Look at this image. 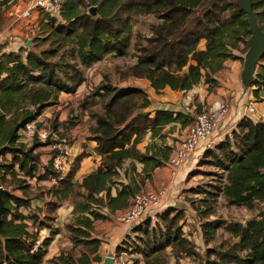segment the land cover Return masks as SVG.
<instances>
[{"label": "trees", "instance_id": "trees-1", "mask_svg": "<svg viewBox=\"0 0 264 264\" xmlns=\"http://www.w3.org/2000/svg\"><path fill=\"white\" fill-rule=\"evenodd\" d=\"M8 1L0 0V28ZM91 6L96 8L93 13ZM252 7L264 32V0H252ZM38 12L31 26V46L5 50V42H0V187L5 189L0 208V264H44L49 244L59 231L51 220L65 201L73 205L72 218L64 223L72 246L50 261H101V239L93 235L94 221L128 206L154 167L164 164L172 150L171 145L154 142L142 151L138 142L147 131L151 137L163 138L165 125L173 121L182 126L190 124L194 114L169 108L147 110L151 101L142 87L118 86L105 74L92 92L101 98L105 110L96 117L102 130L90 136L96 142L100 162L80 180L75 174L88 153L75 155L64 173L52 164L58 149L48 164L42 165L36 148L54 142L49 139L54 131L50 129L45 140L36 134L28 136L30 141L23 140L26 123L57 103L60 92L77 91L85 80L82 66L89 67L108 53H125L139 14L154 13L160 21L151 24L145 43L134 41L136 60L121 71L120 78H145L156 92L165 86L188 90L202 80L209 90L216 86L214 75L225 59L244 60L233 49L242 42L246 52L249 24L236 0H61L56 14ZM251 85H255V95L264 86V54ZM57 124L53 122V129L60 133ZM127 158L131 159L130 175L127 169L121 173ZM135 160L142 163L140 171ZM203 164L216 168L211 171L215 177L188 189L203 194L198 203L191 200L201 236L207 243L216 229L223 227L236 237L226 248L213 250L215 255L206 264H264V210L245 223L209 218L219 195L228 204L247 208L264 200V120L241 117L230 134L205 148L197 161L198 166ZM198 172L191 169L187 177ZM41 180L53 182L41 185ZM11 189H20L21 194ZM33 199L42 202L31 213L23 212L20 207L30 209ZM184 219L183 207L174 206L162 209L156 219L145 217L134 225L135 234H128L116 252L130 248L139 254L141 258H134L132 264H169V252L179 262L196 252L194 240L182 228ZM44 227L50 231L41 238L39 232ZM74 248L79 250L77 255Z\"/></svg>", "mask_w": 264, "mask_h": 264}, {"label": "crops", "instance_id": "crops-1", "mask_svg": "<svg viewBox=\"0 0 264 264\" xmlns=\"http://www.w3.org/2000/svg\"><path fill=\"white\" fill-rule=\"evenodd\" d=\"M18 2H25V0H17ZM39 12L38 10L33 11L32 15V22L36 21L38 19ZM24 20L15 21L14 23H11V17L7 14V12H4V19L1 25L0 30H4V37L0 40V42H4V38L8 35H14L17 39L13 42H9L8 44L5 43L4 49L5 50H15L20 46V36L19 34L22 33V27L28 28L33 26V24L24 25L22 22ZM36 23V22H34ZM28 39V37L26 38ZM203 41H201L202 43ZM16 44V45H15ZM243 43H239V47L233 49V52L244 59V52L242 51ZM242 70H243V62L240 58H227L224 61L223 67L219 69L214 77L217 79V85L208 89V84L205 83L203 80L199 82L198 84H195L192 88L188 90H174L171 89L169 86H165L163 89H161L159 92H156L150 85L149 81L145 78H139L135 77V82L132 85L140 86L142 87L147 93L150 98V105L146 108L147 110H154L156 108H169L174 110H182L183 112H189L191 114L196 113V110L194 108L196 106L201 107L205 110H210L215 101H217L219 98H227L230 101L231 108L226 118H224L218 125V127L213 131L210 138L215 143L222 140L227 134H230L232 129L236 126L239 119L243 116H245L247 112V104L249 102H253L256 112L254 115H250L249 117L257 120L262 119L264 120V86H262L258 90V94L255 95L253 93V89L255 88V85H249L246 84L242 79ZM77 89V93H78ZM62 94L67 95L70 93L67 92H60L58 95V100L61 99L63 96ZM182 97V98H181ZM169 100H172L173 106H169ZM186 109V110H185ZM62 125H59V128H61ZM189 126L188 124L181 125L179 121H173L167 125H165L162 129L168 130L167 131V137L168 140L163 138H156L151 137L150 133L148 134V138L143 141V144H147V141H153L155 143H158L159 145L168 144L173 147L174 143L177 140H174L173 138H170L169 136H176L177 132H181V137L184 136L187 128ZM165 132V131H164ZM23 140L30 141L29 137L27 135H22ZM65 138L59 139L58 144L56 142H51L48 144L39 145L36 150L40 149V159L43 160V162L47 159L49 162L50 159L49 155L46 152H49L50 148H54L53 146L56 144L57 146L64 143ZM73 144H71L68 149L67 155H66V167L62 171L63 173L66 172L69 162L80 152H87L88 154L85 155L81 162L79 169L77 170L75 174V178L80 180L82 176L93 169L96 168V166L100 162V154L95 150L96 142L90 138V136H82L81 134L75 135V139ZM85 141L83 144V147L81 146V143ZM30 143V142H29ZM42 148V149H41ZM60 148V149H64ZM205 150V147L203 146V140L199 141V144L197 145L196 149L177 167L172 168L168 164H162L155 166L152 170L151 177L145 179L143 185L141 186V189H154L158 187H165V194L162 197L161 200V206L160 210L167 208L169 206L176 205L175 202H178L183 205L184 201H181V193L179 191L185 187V180L189 171L192 169L194 164L197 163L201 155L203 154ZM172 151V150H171ZM72 152V153H71ZM170 154V153H169ZM8 156V155H7ZM41 162L42 165L47 164ZM131 161L129 158L126 159L125 162ZM124 164V163H123ZM40 166L39 171L42 172L44 170L43 166ZM124 166V165H123ZM125 167V166H124ZM122 167V171L127 169ZM142 167V163L138 162L137 165V171H140ZM121 171V173H122ZM125 181V179H124ZM50 183L53 182L49 181ZM112 192H115V188H112ZM38 201V200H37ZM61 206H63V210L66 212H71L73 205L70 201H65ZM61 206L59 208H61ZM185 207V205H183ZM186 208V207H185ZM123 208L115 210L114 213H110L109 217L104 219H96L94 221V231L93 235L96 237H99L101 239V243L98 247V254L101 255L102 259L110 254L115 257L116 249L119 245L122 244L123 239L126 238L127 234H135L134 231V225L127 224L125 222H122L117 219V214L121 212ZM63 211V212H64ZM59 213H61L60 209L58 210ZM46 229V228H44ZM47 235V234H46ZM42 235V237L46 236ZM57 235V234H56ZM54 236V239L49 244L48 251L45 254V258H49L52 255H57L62 249L59 245L56 244L54 247L56 241L58 238ZM189 236V235H188ZM190 237V236H189ZM62 245H72L70 239L68 238L67 241H63ZM132 252L131 254H133ZM137 254V253H136ZM186 258V256H184ZM183 257V258H184ZM183 258H180L182 261ZM115 257V262H116ZM179 262L176 261L175 257L171 252H169V258L168 262L169 264H179Z\"/></svg>", "mask_w": 264, "mask_h": 264}, {"label": "rangeland", "instance_id": "rangeland-1", "mask_svg": "<svg viewBox=\"0 0 264 264\" xmlns=\"http://www.w3.org/2000/svg\"><path fill=\"white\" fill-rule=\"evenodd\" d=\"M233 1V0H232ZM30 18V17H28ZM160 20L154 15V13H146V14H139L137 16V21L134 24L132 28V38H131V44L123 54H115V53H108L103 59L95 62L89 67H84V77L85 80L83 83L79 86L78 93H70L61 97V99L58 100L57 103L47 106L41 115L37 118L38 126H43L49 129H52L54 131V134L51 136L52 141L56 142L58 144L59 139L65 138V145L61 144L57 147L50 148L49 152H46L49 155V158L51 160V156L54 152H56V149H60L65 147V149H68V147L73 144L75 139V135L81 134L82 136H92L96 130L101 131L102 127L101 124L96 122V117L103 115L105 110L101 103V98L97 95H93L92 92L94 91V87L99 84V82L104 79L105 74L107 75V78L112 82L113 84H117L118 86H126V85H132L135 82L134 76H127L124 79L120 78L121 71L125 70L128 65H131L136 60V49L133 47V43L136 40H140L141 43L146 42V37H148L151 34V24L153 22H159ZM24 25L32 24L34 25V22H32V19L30 18L27 20V18L22 21ZM33 27V26H32ZM32 27H22V33L19 34L20 36V46H31V43L27 44V37L31 39L32 36ZM17 38L14 37V35H8L4 38L5 43L13 42ZM16 45V44H15ZM203 45V42L200 43V46ZM245 54V52H244ZM243 62V61H242ZM182 98V97H181ZM170 104L169 106H173V101H168ZM186 110V109H185ZM197 112H194L195 115L202 110L201 107L198 108L196 106L194 108ZM58 122L59 125H62L61 128H59L60 133L54 130L53 122ZM57 124V125H58ZM165 131V132H164ZM163 132L165 135L167 134V129ZM150 132H146L140 142H138L137 147L141 149L142 151L145 150L146 146H153V141L148 142L147 144H143V141L148 138V134ZM164 139L168 140L167 137ZM168 135V134H167ZM166 135V136H167ZM181 132H177L176 136H169L170 138H173L174 140L180 139ZM62 136V137H61ZM156 138H159L156 136ZM85 141L81 143V146L83 147V144ZM42 149V148H41ZM40 149H38L39 151ZM58 152V151H57ZM72 153V152H71ZM9 156V155H8ZM2 157L0 156V159ZM129 158H127L128 160ZM41 162L43 160L40 159ZM47 159L43 162L46 163ZM48 162V161H47ZM130 162L131 161H124V168H127V173L130 175L132 174V171L130 169ZM136 164V170L138 161H134ZM48 164V163H47ZM46 165V164H44ZM199 169L201 172H198L194 175H190L187 180H185V187H183L179 193H181V201H184L183 205L179 204L178 202H175L176 205H173L174 207H183L185 210V219L182 221V228L187 235H189L195 242V253L187 255L186 258L184 257L183 260L179 264H206V262L214 257L213 250L220 249V248H226L231 242L236 240V237L223 227H219L216 229L215 236L210 240L209 242H204L202 236L200 227L198 225V222L196 221L195 217V210L193 209V206L191 204V200H195L194 203H198L199 199L202 197V193H195L191 192L188 189L193 186L197 185H203L206 182L211 181L213 177H215L214 174L211 173V171L215 170L216 168L208 166V165H197L194 164L192 169ZM122 171V168H121ZM123 172V171H122ZM123 176V180H124ZM127 180V178L125 179ZM32 181V186H35L36 182ZM41 185H49V180H41ZM11 187L10 185L8 186ZM13 193L21 194L20 189H11ZM33 206L25 207L21 206L20 209L23 212L31 213L37 203H40L42 201L40 200H32L31 201ZM64 203V202H63ZM62 203V204H63ZM42 206H44L42 204ZM61 213L57 211L56 217H54L51 220L52 225H54L59 231L56 233V237L58 240L56 241L54 247L59 245L62 247L63 250H66L70 248V245H62L63 241L68 240L67 232L64 229V223L69 221L72 218V212H66L63 210V206L59 208ZM58 209V210H59ZM29 210V211H28ZM264 210V200L258 201L256 205L253 208H247L242 205H233L228 204L222 195L218 196L217 202L215 204V212L209 216V218H223L226 220H238L243 223H245L249 218L257 217L258 214ZM64 211V212H63ZM46 228V229H44ZM40 230L39 235L40 237L42 235H46L49 233L50 228L44 227ZM128 235V234H127ZM133 236V235H132ZM72 244V242H71ZM79 250L77 248H74V254H78ZM132 250L126 249L124 251H121L120 253H116L115 257L117 258V264H124V262H128L132 264L134 258H141L139 254L133 253L131 254ZM59 254V253H58ZM56 255V254H55ZM55 255H52L49 258L43 259L44 264H52L50 259L54 257ZM102 261V259H101ZM101 261H95L91 260L87 264H99Z\"/></svg>", "mask_w": 264, "mask_h": 264}, {"label": "built area", "instance_id": "built-area-1", "mask_svg": "<svg viewBox=\"0 0 264 264\" xmlns=\"http://www.w3.org/2000/svg\"><path fill=\"white\" fill-rule=\"evenodd\" d=\"M8 2L9 6L5 12L11 17V23H14L26 18L29 20L35 10H45L50 14H56L61 0H25V2L9 0ZM3 37L4 30L1 29L0 40ZM230 108L231 104L227 98H219L210 110L202 109L199 111L195 115L193 122L189 124L184 136L174 143L172 151L164 164H168L172 168L177 167L196 149L201 140H203L205 148L213 147L214 141L211 140L210 136L219 123L227 117ZM255 112L256 109L253 102H249L245 115H254ZM36 121L37 119L26 123L23 132L27 136L36 134L41 140H45L51 130L43 126L38 127ZM53 147H57V145L55 144ZM67 153L68 151L65 148L58 149V152L52 156L54 168L60 171L65 169ZM164 194L165 187L136 191L131 197L129 205L117 214V219L132 225H135L145 217H150L152 220L156 219L157 213L161 211V200ZM115 263L117 264V260ZM124 264L130 263L124 262Z\"/></svg>", "mask_w": 264, "mask_h": 264}, {"label": "water", "instance_id": "water-1", "mask_svg": "<svg viewBox=\"0 0 264 264\" xmlns=\"http://www.w3.org/2000/svg\"><path fill=\"white\" fill-rule=\"evenodd\" d=\"M213 0H208V3H211ZM241 9H243L246 13L247 21L249 24L250 35L247 38V50L244 55L243 60V70H242V79L246 84H251V80L253 78L254 72L258 63L260 62V58L264 54V32L260 28L256 11L252 7V0H236ZM95 6H91L89 8L90 12H95ZM27 44L31 43V39H27ZM5 190L0 187V208L2 205L1 202V193ZM99 264H116L115 257L113 255H106Z\"/></svg>", "mask_w": 264, "mask_h": 264}]
</instances>
